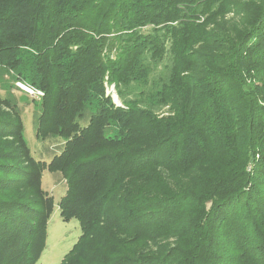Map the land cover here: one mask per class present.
Segmentation results:
<instances>
[{
    "label": "trees",
    "instance_id": "trees-1",
    "mask_svg": "<svg viewBox=\"0 0 264 264\" xmlns=\"http://www.w3.org/2000/svg\"><path fill=\"white\" fill-rule=\"evenodd\" d=\"M2 68L64 142L35 159L0 94V264H40L44 170L80 226L55 264H264V0H0Z\"/></svg>",
    "mask_w": 264,
    "mask_h": 264
},
{
    "label": "rangeland",
    "instance_id": "rangeland-1",
    "mask_svg": "<svg viewBox=\"0 0 264 264\" xmlns=\"http://www.w3.org/2000/svg\"><path fill=\"white\" fill-rule=\"evenodd\" d=\"M30 53L31 52L28 50H24L18 54L24 61L21 69L17 68V70H21V73L24 76L27 73H30V71H28L29 61L31 60ZM2 69L0 70V94L8 95L16 100L25 126L24 137L29 144L31 155L35 159L48 162L54 154H57L60 151L64 140L57 136H50L44 140L35 137V120L33 113L36 108V103L40 102V98L43 95H39V92H35L32 95L21 89L23 87L22 84H24L33 89L40 90L29 82V78H24V80L21 77H18L16 69ZM20 83L22 87H19ZM105 86L106 95L109 94L112 101L116 105H120L119 99L114 91V86L112 84H105ZM82 122L85 123L86 121L84 120ZM10 140V138L4 137L3 141ZM14 154L18 156L16 150ZM8 163L12 165L18 164V167L23 168L19 158L16 160H10ZM42 187L52 195L54 199V207L47 224L45 248L40 255L38 263L55 264L63 258L64 254L77 240L80 234V226L76 218H71L69 221H63L59 215L57 203L67 191L66 181L62 175L59 172H49L44 170L42 173ZM30 194V189H26L24 196H30Z\"/></svg>",
    "mask_w": 264,
    "mask_h": 264
},
{
    "label": "built area",
    "instance_id": "built-area-1",
    "mask_svg": "<svg viewBox=\"0 0 264 264\" xmlns=\"http://www.w3.org/2000/svg\"><path fill=\"white\" fill-rule=\"evenodd\" d=\"M24 88H23V87ZM22 86H21V83L19 84V87H22L21 89H23L25 92H28L29 94H34L35 92H39V95H43V93H42V91L41 90H38V89H33V88H31V87H29V86H27V85H24V84H22Z\"/></svg>",
    "mask_w": 264,
    "mask_h": 264
}]
</instances>
